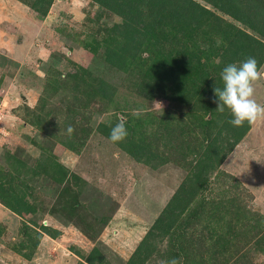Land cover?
Segmentation results:
<instances>
[{"label": "rangeland", "instance_id": "1", "mask_svg": "<svg viewBox=\"0 0 264 264\" xmlns=\"http://www.w3.org/2000/svg\"><path fill=\"white\" fill-rule=\"evenodd\" d=\"M31 1L0 0V182L13 181L33 209L18 215L0 198V264H89L85 258L93 247L105 263L126 264L143 240L150 251L135 264L172 259L168 236L160 237L155 229L153 236L145 237L161 209L195 178L208 142L218 151L210 155L212 167L203 170L206 181L191 205L203 199L206 211L211 203H222L229 209L228 218H235L233 208L239 206L244 216L233 221L240 234L231 263L264 264V121L249 125L229 148L233 133L225 125L231 113L227 108L216 111L218 98L214 100L204 84L178 97L171 81L161 84L158 78L144 76L147 60L126 70L105 63L103 37L107 28L119 23L116 14L91 0H52L42 15L31 8ZM199 1L264 42L262 35ZM239 39L252 41L242 35ZM211 61L220 66L213 73L217 83L231 63L225 65L221 56ZM258 69L264 71V59ZM101 80L110 85L104 87L106 93L99 89ZM41 96L50 109L39 115L46 131L37 126ZM205 97L212 99L215 113L200 107ZM254 98L264 105V80L256 83ZM121 119L126 120L127 137L142 147L137 152L125 145L127 138L112 143L100 131H111ZM200 119L215 122L204 130ZM69 124L75 129L71 138L66 134ZM31 138L49 144V157L64 165L67 181L57 183L41 171L32 173L39 156L47 154ZM63 139L74 142L78 151L58 142ZM130 148L134 155L128 153ZM37 168L43 170L38 163ZM2 196L12 201L10 193ZM196 221L184 241L194 259L198 264L221 261L224 255L215 251L214 258L211 242L196 243L202 236L208 238L215 225L209 218ZM44 227L55 230L56 237Z\"/></svg>", "mask_w": 264, "mask_h": 264}, {"label": "trees", "instance_id": "2", "mask_svg": "<svg viewBox=\"0 0 264 264\" xmlns=\"http://www.w3.org/2000/svg\"><path fill=\"white\" fill-rule=\"evenodd\" d=\"M91 1L103 10L116 14L120 19L119 23H114L107 28L106 36L103 37L105 45L102 58L105 63L111 68L126 70L137 63L138 60H140L138 64H143L147 60L148 64L144 76L150 79L158 78L161 84H164L166 80L171 81L172 89L178 97H181L183 93L185 94L186 90L195 86V84L202 83L206 87V92H212L214 100L217 98L214 95V88H222L223 83L220 76L217 78V83L214 80L213 73L220 68L219 65L212 63L213 61L211 60L214 56L223 57L225 65L233 63L235 60L244 61L248 57H255L259 65L264 59V42L245 32L240 26H236L219 17L210 7H207L199 0ZM201 1L239 22L241 26L251 29L264 37V29L262 28L264 26V11H262L264 6H261L264 0ZM51 2L52 0H33L30 2V6L42 15H46ZM239 35L252 41L243 42L239 39ZM92 50L96 51V48H92ZM143 53H147V57H143ZM55 83V85L58 84L56 81ZM109 86V84L101 80L99 89L106 93L104 87L107 90ZM200 94L202 96L203 92ZM45 103L46 100L41 96L37 107L35 106L36 114H38L37 126L42 128L43 131L48 130V126L42 125L43 117L39 115L50 113V109L45 107ZM211 103L212 99L205 97L202 99L200 107L205 108L207 111L210 110L211 114H213L216 111ZM227 115L229 121L233 119L231 114L227 113ZM229 121L225 126H228V131L233 133V140L229 144V148H231L243 137L249 128V124L245 122L243 127H235ZM214 122V119H200L198 125L205 130L206 127H211ZM100 131L109 137V129L104 128L100 129ZM48 138L52 139L50 135H48ZM206 138L207 134L204 133L203 139ZM133 141V139L127 137L125 145H128V148L130 146L137 152L142 147ZM31 142L38 144L40 150L47 154L46 156L42 154L43 157L39 156L33 166L32 173L36 174L41 171L44 174H48L57 183L67 181L65 177L68 175L64 165L49 157V153H51L49 144L39 145L38 141L32 138ZM58 142L71 149V151H78L76 144L71 140L63 139L58 140ZM206 145L201 155L203 158H200L197 163V172L194 173L195 178L190 181L188 186L184 187L182 195L180 193L174 194L161 209L145 237L148 240L149 237L154 235L155 229L158 230L160 237L168 236L169 245L173 249L171 250L173 252L172 258L181 260V264H198L195 260L196 257H193L188 245L184 242L185 234L191 229L192 220H197L196 222L200 224V219L204 218L206 220L209 218L215 225L214 228L211 227L208 238L202 236L203 239H196V243L200 244L201 241L208 240L215 246L212 251L214 258L215 251L224 255L221 261L217 258V262L213 264H230L233 247L237 245L235 242L239 239L240 232L235 229L238 225L234 223L241 220L243 215L239 210V206L233 208L236 209L233 212L235 218H228L225 212H228L229 209L224 208L225 206L222 203H211V206L206 211L207 203L203 199L198 203H194L193 206L191 205V202L198 195L197 192L202 186L201 183L203 184L206 181L202 176L203 170H209L212 167L210 155L217 154L218 151V147L214 146L212 142H208ZM130 149L128 153L134 155V152L132 153V149ZM140 156L138 155L136 158L139 159ZM223 156L219 158V161ZM37 163L42 166L43 170L37 168ZM20 164L24 165L21 162ZM2 193H10L12 201L3 200ZM23 194L13 187V181L0 182L2 203L18 215L23 214L24 211L30 212L33 210L28 202L25 201L24 196L26 195L23 196ZM106 220L107 218L105 217L103 223H106ZM176 223L184 227L181 228ZM203 226L205 227L206 225L204 224ZM44 229L49 236L52 238L56 237L57 233L55 230L47 227H44ZM173 230L175 233H173ZM261 232H264L263 228ZM177 243L178 245H176ZM205 245L207 246L208 243H205ZM147 247L143 240L126 264H135L140 261L142 263L145 257L142 254L144 253L145 255ZM149 251L150 249L147 250V252ZM85 259L89 264H110L105 263L104 257L97 247H93Z\"/></svg>", "mask_w": 264, "mask_h": 264}, {"label": "clouds", "instance_id": "3", "mask_svg": "<svg viewBox=\"0 0 264 264\" xmlns=\"http://www.w3.org/2000/svg\"><path fill=\"white\" fill-rule=\"evenodd\" d=\"M223 87H215L214 95L218 98L216 111L223 113L227 108L233 119L229 121L235 127H243L245 122L249 125L264 121V105L259 104L255 96V85L264 80V71L258 69L255 57H248L237 65L231 63L221 72ZM162 109L161 103H156ZM126 120L121 119L111 128L109 140L112 143H121L127 136ZM75 129L71 124L66 128V134L71 138ZM160 264H181V260L172 258L161 260Z\"/></svg>", "mask_w": 264, "mask_h": 264}]
</instances>
